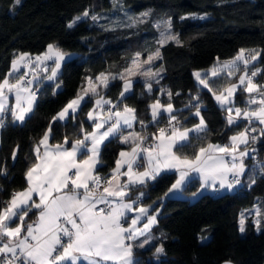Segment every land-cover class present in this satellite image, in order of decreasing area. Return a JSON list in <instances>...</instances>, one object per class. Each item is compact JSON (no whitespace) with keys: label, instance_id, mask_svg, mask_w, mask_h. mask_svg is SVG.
I'll use <instances>...</instances> for the list:
<instances>
[{"label":"snow or ice","instance_id":"obj_1","mask_svg":"<svg viewBox=\"0 0 264 264\" xmlns=\"http://www.w3.org/2000/svg\"><path fill=\"white\" fill-rule=\"evenodd\" d=\"M15 2L19 4L21 0ZM149 15L150 12H145L138 18L129 17L131 23L126 26L135 27L145 22L143 18ZM206 15L190 14L194 19H205ZM88 16L86 10L70 21L68 27H74ZM91 19L98 22L100 17L93 15ZM162 23L163 31L158 43L161 46L169 41L180 44L179 36L170 32L171 20ZM156 27L161 28V23L158 22ZM70 55L57 45L49 44L47 51L34 59L28 53H21L12 60L9 72L0 80V129L9 124L23 125L31 118L38 103V94L50 86L45 84L46 81L53 82V95L56 94L62 85L59 80L62 63ZM139 57L140 53H137L133 59L135 72L133 67L125 72L128 76L139 74L145 77L146 90L152 93L153 81L159 84L156 78L160 76V71L153 72L151 68L144 70L143 65L162 59L160 51L157 49L143 63H139ZM258 58H261V52L240 49L231 60L220 63L217 58L213 68L193 73L198 85L208 90L220 110L226 113V127L231 129L239 127L242 121L248 122L243 131L229 137V143H209L199 147L194 158L181 153L184 148L193 146V139L199 140L209 132L207 122L201 115L204 106L199 95L192 96L182 110L175 109L171 102L162 105L157 99L149 105L151 120L145 124L138 119L136 109L127 105L120 109V104L127 98L126 94L132 90L131 79L120 75L123 90L114 104L98 89L108 88L110 81L117 77L105 73L99 74L95 81L87 77L82 92L52 117L49 127L34 146L39 162L26 172L28 187L14 192L9 201L0 202L5 204L0 208V264H139L134 250L151 245V230L158 223L159 215L158 208L142 204L146 193L141 189L156 180L162 172L175 170L179 173V178L165 193L166 196L182 192L186 181L191 179L190 173L199 174L201 189L231 191L242 184V179L248 173H252L248 178L251 184H255L256 172L264 176V161H257L251 169L244 161L245 157H251L255 152V149L248 148L250 141L257 140V136L253 135L256 128L251 127L252 122L258 121L264 125V85L254 82L256 77L264 75V69L254 63ZM22 68L27 70L22 72ZM241 72L238 82L222 88L219 94L211 87L217 81ZM160 91L171 101L173 93L170 90ZM238 92L249 96L244 109L236 107ZM91 97H97L93 108L87 113L93 130L86 132L81 126V139L70 141L65 137L63 143L50 145V138L54 139V125L69 118L75 119L82 105L88 103ZM10 98L14 102L10 103ZM105 106H108L107 110ZM184 110L199 118V122L191 128L183 127L181 122L188 119L178 114ZM165 115L167 127L159 128L158 135H142L134 131L124 135L136 123L142 129L156 126ZM260 135L264 136V129H261ZM111 139L130 144L131 150L121 151L110 176L101 177L95 174L100 148ZM68 144H71L70 149L65 147ZM18 149L19 146L13 149V160L17 157ZM78 154L86 155V158L77 160ZM141 168L142 171L139 170ZM121 177L126 179L121 181ZM33 194L39 196L38 203ZM32 209L39 210L38 222L27 223L26 218ZM245 212L252 215L251 210L240 213L241 233L246 231L248 217ZM129 213H135L130 223ZM254 224L257 231L264 229V213L259 208L255 209ZM163 253L162 244L155 247L156 257ZM225 264L231 262L226 261Z\"/></svg>","mask_w":264,"mask_h":264},{"label":"trees","instance_id":"obj_2","mask_svg":"<svg viewBox=\"0 0 264 264\" xmlns=\"http://www.w3.org/2000/svg\"><path fill=\"white\" fill-rule=\"evenodd\" d=\"M120 1L131 12L149 8L156 17L171 18L181 43L169 41L161 46L158 30L150 21L138 29L107 27L94 22L91 19L93 15L89 14L74 27H68L70 21L86 10L99 13L111 9L116 4L114 0H21L19 4L15 0H0V80L8 73L12 60L20 51L40 53L48 44L55 43L64 51L73 53L62 63L59 75L62 85L56 94L53 95V82L46 81L45 84L50 86L38 94V103L31 118L23 125L9 124L1 129L0 202H7L15 191L26 186V171L36 160L34 146L49 127L52 117L80 92L86 78L104 71L123 72L136 52L147 56L159 49L162 57L157 59L161 68L159 84L153 81V92L148 93L145 78L135 79L131 92L126 94L127 98L120 106L136 109L138 119L148 124L152 101L156 98L169 101L160 89L173 93L171 102L177 110L184 109L194 95H199L203 102L201 115L209 132L199 140L193 139V146L184 148L183 154L193 155L210 141L226 142L233 132L248 126L247 121H242L239 127H226V113L217 106L212 94L198 85L193 73L196 68L214 65L217 58L235 57L240 49L261 52V58L254 63L264 69V0ZM191 11H206L209 16L194 19L184 15ZM116 77L108 88H104V93L115 103L123 89V81L120 76ZM255 80L264 85V75ZM221 82L225 80L217 81L212 87L222 89L218 87ZM246 95L238 92L235 104L246 105ZM93 102L94 97H91L88 103L83 104L75 119L56 123L51 141L63 142L65 137L74 141L82 137L81 126L84 131L92 127L87 113ZM178 114L188 117L181 121L183 125H192L199 120L187 110ZM165 120L166 115L161 122ZM253 122L258 126L256 121ZM136 125L140 126L141 132L144 130L139 123ZM149 128L153 130L155 126ZM251 143L256 148L253 156L246 159L249 169L263 159L264 136L260 135ZM17 146V157L13 160L12 152ZM125 146L119 139L105 142L100 149L96 174L110 176L119 152ZM251 174H246L242 184L233 191H204L195 198L190 194L199 184L197 179L186 183L184 194L165 195L177 177L175 170L162 172L156 180L149 182L141 189L146 193L143 201L155 202L153 207L159 209V215L158 223L152 228L154 239L151 245L134 250L139 264H220L227 259L236 264H264V229L257 231L253 215L247 214L246 231H239L240 213L245 204L240 196H245L250 206L258 203L264 213V176L256 172V183L251 184L248 178ZM4 206L0 203V208ZM32 212H36L35 209ZM161 244L164 253L156 257L155 247Z\"/></svg>","mask_w":264,"mask_h":264},{"label":"rangeland","instance_id":"obj_3","mask_svg":"<svg viewBox=\"0 0 264 264\" xmlns=\"http://www.w3.org/2000/svg\"><path fill=\"white\" fill-rule=\"evenodd\" d=\"M115 1V3L116 4H114V6L111 8V9H109V10H107V11H103V12H99V13H91L89 10H87L88 11V13L89 14H92V15H95V16H98V17H100V19H99V21L98 22H96V23H98L99 25H101V26H107V27H115V26H123V27H127L126 25H128L129 23H131V21L129 20V17H131V18H138V17H140L141 16V14L142 13H145V12H150V15L148 16V17H144L143 19H144V21L145 22H148V21H150L151 22V24H153L155 27H156V24L158 23V22H160L161 23V28H157L156 27V29L158 30V34H159V37H158V40H160L161 39V32L163 31V23L162 22H164V21H168V20H171V18H160V17H156L154 14H153V12H152V10L151 9H149V8H146V9H143V10H140V11H138V12H131L120 0H114ZM84 13V12H83ZM82 13V14H83ZM81 14V15H82ZM190 14H195L196 16H205L206 14V16H209V13H207L206 11H203V12H201V13H199L198 11H191V12H189V13H186V14H184L185 16L186 15H188V16H190ZM80 15V16H81ZM145 22H143V23H139V24H137L135 27H133L134 29H138L139 27H141V26H143L144 25V23ZM170 32H171V34L172 35H176V32L174 31V29H173V25H172V21H171V30H170ZM158 48H156L154 51H152V52H150L147 56H143V54H141L140 52H136L135 53V55L132 57V59H131V63L129 64V66L126 68V69H129L130 67H133V59L136 57V54L137 53H140V57H139V63H143V61H146L147 60V58H148V56L149 55H152V54H154L155 52H156V50H157ZM237 55V54H236ZM232 58H230V59H223V60H219V62L220 63H223V62H225V61H229V60H231ZM217 63V62H216ZM216 63H214V65L216 64ZM214 65H212V66H209V67H201V68H196V69H194V72H197V71H200V72H205V71H207V70H209V69H211V68H213V66ZM148 68H151V70L153 71V72H156V71H160V73H161V68H160V66H159V64H158V62H157V60H154L153 61V63H151L150 65L149 64H144L143 65V69L144 70H146V69H148ZM125 69V70H126ZM125 70L123 71V72H120L119 74H124L125 76H126V78L127 79H131L132 81H133V83H134V81H135V79H137V78H145V77H143V76H141V75H139V74H136V75H131V76H128L127 74H126V72H125ZM133 71L135 72V68L133 67ZM240 74H242V72L241 73H238L237 75H236V77L234 78V79H228V78H225V79H223V80H225V82H221V84L220 85H218V87H222V88H224V87H227V86H229L230 84H232V83H237L238 82V77H239V75ZM161 75V74H160ZM159 77H157L156 79H158ZM228 79V80H227ZM254 82L255 83H257V84H259V85H261L260 84V82H258L257 80H254ZM211 87H212V85H211ZM132 88H133V84H132ZM213 88V87H212ZM214 89V88H213ZM123 90V89H122ZM215 90V89H214ZM220 90L221 89H217V90H215L216 92H217V94H219V92H220ZM247 97L246 98H248V95H246ZM157 99H159L160 100V103L162 104V105H166L167 103H169V102H171V101H163L161 98H156V99H154L153 101H152V103H154ZM151 103V104H152ZM172 103V102H171ZM173 104V103H172ZM174 106V105H173ZM106 107H108V106H105V110H107V108ZM122 106H120V108H121ZM151 111V110H150ZM251 125H254V126H252V127H254V128H256V131L257 132H259L260 133V131H261V127L260 126H256V124L253 122V124H251ZM244 129H239V130H237V131H235V132H233L232 133V135H235V134H237L238 132H240V131H243ZM231 135V136H232ZM257 141V140H256ZM250 144H252L251 143V141L249 142ZM253 145V144H252ZM250 146V145H249ZM131 149H130V147L129 148H127V149H125V150H123V151H130ZM121 179V178H120ZM201 188L199 187V190H200ZM211 189H204V190H201V191H199L200 193H202V192H204V191H210ZM183 193V191L182 192H177L176 194H182ZM185 193V192H184ZM183 193V194H184ZM192 197L193 198H195L194 197V195H192ZM256 208H259L260 210H261V208H260V206L258 205V203H255V204H253V205H249V204H247V202L245 201V204H244V208H243V211H245V210H251V213H252V215L254 216V219H255V209ZM242 211V212H243ZM247 212H245V215L247 216Z\"/></svg>","mask_w":264,"mask_h":264},{"label":"crops","instance_id":"obj_4","mask_svg":"<svg viewBox=\"0 0 264 264\" xmlns=\"http://www.w3.org/2000/svg\"><path fill=\"white\" fill-rule=\"evenodd\" d=\"M50 44H54V45H56L55 43H50ZM49 45V44H48ZM59 47V46H58ZM60 48V47H59ZM61 49V48H60ZM63 52H65V53H69V54H71L70 56H72L73 55V53L72 52H68V51H64L63 49H61ZM47 51V47H46V49L44 50V51H42V52H40V53H29V52H25V51H20V52H18L16 55H15V57L14 58H16V56H18L19 54H21V53H28V54H30V56L34 59L36 56H38V55H42L43 53H45ZM70 56H68V57H66V59L67 58H69ZM65 59V60H66ZM11 68V67H10ZM10 70V69H9ZM9 70H8V72H9ZM27 69H23L22 68V72L23 71H26ZM251 70H255V69H251ZM101 73H105V74H108V75H111V76H120L121 74H118V73H113V72H110V71H104V72H100L99 74H101ZM99 74H97L96 76H88V77H91L92 79H93V81H95V78L99 75ZM3 80V79H2ZM14 82V81H13ZM86 86V80H85V82H84V85H83V87L81 88V90H80V92L79 93H81L82 92V90H83V88ZM99 91H100V94L102 95V96H104L106 99H109V100H111L112 101V99L110 98V97H108L105 93H104V88H99L98 89ZM77 96V95H76ZM76 96H74L73 98H71L70 100H72V99H74ZM248 98H249V96H248ZM248 98H246V99H248ZM97 99V97H94V102H93V104H92V106L90 107V109L88 110V112L93 108V106H94V104H95V100ZM69 100V101H70ZM68 101V102H69ZM11 102H14L11 98H10V103ZM67 102V103H68ZM113 103H115V101H112ZM66 103V104H67ZM65 104V105H66ZM64 105V106H65ZM63 106V107H64ZM128 106V105H127ZM62 107V108H63ZM123 107L124 106H122L120 109L121 110H123ZM130 107V106H129ZM236 107H240L241 109H244V108H246L247 107V105H244V106H237L236 105ZM61 108V109H62ZM132 108V107H131ZM253 108H255V106H253ZM60 109V110H61ZM59 110V111H60ZM58 111V112H59ZM57 112V113H58ZM199 122V120L196 122V123H194V124H197ZM256 123H257V125L258 126H260L261 127V129H264V125H261V124H259V122L258 121H256ZM194 124H192V125H183V127H188V128H191ZM93 130V126L89 129V130H87L86 132H91ZM241 130V129H240ZM132 131H134V132H137V133H141L142 134V132H141V129H140V126L139 125H136V124H134V126H133V129H129L128 131H125L124 132V135H128V133L129 132H132ZM0 134H1V129H0ZM158 135V134H157ZM232 135V134H231ZM231 135L229 136V137H231ZM82 137H80V138H77V139H81ZM0 142H1V136H0ZM59 143H63V142H52L51 141V139L49 140V144L50 145H55V144H59ZM209 143H211V144H219V145H225V144H227V143H229V138H228V140H226V142H220V141H210V142H208V143H206L205 145H203V146H206L207 144H209ZM38 144V143H37ZM250 145V146H249ZM203 146H201V147H203ZM65 147H67V148H71V144H68V145H65ZM101 147H102V145H101ZM130 147V149H131V145L130 144H126V146L125 147H123L121 150H120V152L121 151H123V150H125V149H127V148H129ZM248 148H249V150H251V149H255L256 148V146H254V145H252V144H248ZM101 149V148H100ZM199 149V148H198ZM198 149H197V151H198ZM241 150H243V146H241ZM196 151V152H197ZM119 152V153H120ZM195 152V153H196ZM43 153V149H41V154ZM195 153L193 154V155H189V154H183V153H181V154H183V155H188L190 158H194V155H195ZM254 154V153H253ZM253 154H252V156H253ZM86 158V155H77V160H82V159H85ZM117 159H119V155H118V157H117ZM116 159V160H117ZM246 159H247V157H245V164H246ZM259 161H264V156H263V159H261V160H259ZM39 161L37 160V158H36V160L30 165V167L29 168H31L34 164H36V163H38ZM99 163H100V155H99ZM98 163V164H99ZM247 165V164H246ZM116 167V163H115V165H114V168ZM29 168L27 169V171L29 170ZM97 168V167H96ZM113 168V169H114ZM140 171H142L143 169L141 168V169H139ZM26 171V172H27ZM95 174H96V169H95ZM190 177H191V179L190 180H188V181H186V183H188L189 181H191L192 179H197L198 180V186H197V188L195 189V191H193L190 195L192 196L193 195V193H196V195H194V197L195 196H197V195H199L200 194V192L199 191H201V190H204V189H200L199 190V187H200V185H201V183H202V181H201V179L199 178V174L198 173H190ZM179 178V173L177 172V177H176V179H175V181L177 180ZM124 179H126L125 177H121V181H123ZM175 181L173 182V183H175ZM172 183V184H173ZM172 184H171V186H172ZM170 186V187H171ZM28 187V183L26 184V186L24 187V188H21V189H19V190H17V191H15V192H18V191H23V190H25L26 188ZM169 187V188H170ZM237 188V187H236ZM235 188V189H236ZM208 189H211V188H208ZM235 189H233V190H235ZM232 190V191H233ZM211 192H214V193H216V192H221V191H226V190H224V189H222V190H219V191H213L212 189L210 190ZM33 198H34V200L38 203L39 202V196L38 195H36V194H33ZM240 199L241 200H243L244 202L246 201L247 202V198L245 197V196H240ZM10 200V199H9ZM8 200V201H9ZM142 204L143 205H153V203L152 202H147V201H143L142 200ZM35 211L36 212H30L29 213V215H28V217L26 218V220H27V223H35V222H38V217H39V210L38 209H35ZM135 215V213H129V220H128V223H130L131 222V217L132 216H134ZM146 222V221H145ZM13 227H15V224H13L12 225ZM125 227H127V224H125L124 225ZM138 226H142V224L141 225H138ZM151 236L153 237V239H154V234H153V232H152V230H151ZM141 240L143 239V237L142 238H140ZM153 241V240H152ZM139 241H137V243H138ZM147 246V245H146Z\"/></svg>","mask_w":264,"mask_h":264},{"label":"built area","instance_id":"obj_5","mask_svg":"<svg viewBox=\"0 0 264 264\" xmlns=\"http://www.w3.org/2000/svg\"><path fill=\"white\" fill-rule=\"evenodd\" d=\"M161 127H167V120H165L164 122H161L160 124L156 125L153 130L150 129L149 127H147V129H144L142 131V135H147V134H150V133L159 134V128H161ZM244 129H245V127H244ZM253 135L257 136V140L260 138V133L257 132V131L255 133H253ZM149 143H151V141H149ZM98 175H100V174H98ZM101 177H103V176H101ZM98 207H103V205H98Z\"/></svg>","mask_w":264,"mask_h":264},{"label":"water","instance_id":"obj_6","mask_svg":"<svg viewBox=\"0 0 264 264\" xmlns=\"http://www.w3.org/2000/svg\"><path fill=\"white\" fill-rule=\"evenodd\" d=\"M226 261H230L231 264H236L233 260H230V259L224 260L220 264H225Z\"/></svg>","mask_w":264,"mask_h":264}]
</instances>
